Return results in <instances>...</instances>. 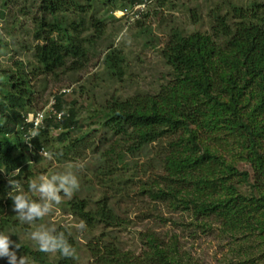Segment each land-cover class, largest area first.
Returning <instances> with one entry per match:
<instances>
[{
  "label": "trees",
  "instance_id": "1",
  "mask_svg": "<svg viewBox=\"0 0 264 264\" xmlns=\"http://www.w3.org/2000/svg\"><path fill=\"white\" fill-rule=\"evenodd\" d=\"M136 1L128 0V3L137 4ZM98 3L117 8L116 0H38L32 33L36 41L33 46L36 68L30 75L18 61V68L14 71L0 72V84H4L3 78L10 86L2 92L0 99V231L5 232L22 223L18 214L11 217L7 212L13 206L7 195L13 191L8 179L19 180L24 191L28 192V184L33 177V167L26 159L27 152L23 150L21 154L14 155L17 145L8 144L1 135L20 132L22 137L18 135L19 141L22 143L23 138L24 142L29 128L26 109L35 96L31 80L38 71L53 75L59 69L66 73L84 68L86 50L83 43L91 41L90 38H82L85 14L88 11L92 13L88 18L96 33L92 40L101 37L105 27L104 22L93 15ZM263 8L256 3L247 8L232 5L229 14L212 12L209 33L180 35L175 32L162 49L165 63L174 78L161 84L153 94L136 93L123 99L113 96L98 113L96 111L95 115L102 120L101 125L108 128L116 140L103 153L105 164L96 166L98 170L95 168L96 177L106 190L95 200L75 195L66 203L70 213L80 222L84 221L87 229L92 230L98 224L108 230L126 225V219L117 212L115 202L121 198L117 194L123 190L128 193L129 182L134 183V173L127 175L126 169H135L138 163L133 162L129 166L123 157L126 152L137 153L154 144L153 155L159 159L158 168L160 171L163 169L165 175L158 177L163 181L157 188L156 184L147 182L141 186L139 194L146 197L143 202L145 214L155 220L163 219L161 208L157 213L153 210L157 209L156 204L165 203L171 211H186L195 220L198 217L212 219L232 242H252V238L254 242L258 239L262 245L258 257L264 264V151L257 139L260 136L257 131L264 125L260 122L264 119ZM68 14H78V20H73ZM122 62V53L118 49L104 57L110 76L120 81L125 73ZM244 92L252 101V104L244 106L252 109V117L247 120L242 116L239 101ZM53 107L65 115L58 120L45 118L40 135L29 141V154H32L33 147L37 153L39 148L50 146L53 139L49 129L62 128L56 138L61 140L67 138L70 129L77 124L75 109L65 110L60 97L55 98ZM221 122L235 129L231 136H239V147L236 148L243 149L241 152H245L246 157H241L247 159L253 168L254 182L246 194L238 189V183L248 181L249 173L238 172L235 164L225 159L217 150L221 143L210 145L207 142L210 136H216L215 141L220 139L217 129ZM225 129L223 126L222 133ZM85 137L82 135L74 142L69 140L56 148L51 145L49 151L61 161L60 158H66L76 143ZM234 177L237 184L231 180ZM254 189L262 195L253 196L251 192ZM41 220L37 218L25 226L29 228ZM55 228L53 235L64 232L69 244L77 248L69 226L57 225ZM139 234L146 241V248L139 252L122 249L105 231L87 241L86 250L94 264H189L178 248L175 236L166 240L161 233L152 230ZM19 245L17 252L38 264H78L75 258L63 257L59 252L48 254L40 252L38 246L34 249L21 242ZM251 248L248 247L232 262L245 264L252 257L249 254Z\"/></svg>",
  "mask_w": 264,
  "mask_h": 264
},
{
  "label": "rangeland",
  "instance_id": "2",
  "mask_svg": "<svg viewBox=\"0 0 264 264\" xmlns=\"http://www.w3.org/2000/svg\"><path fill=\"white\" fill-rule=\"evenodd\" d=\"M37 3L38 0H0V72L14 71L18 68L16 65L18 61L30 75L36 68L37 64L33 55V46L36 41L32 33L33 15L37 12ZM136 3L129 5L128 0H116L117 8L115 9L112 6L96 4L93 15L102 20L105 27L102 29L101 37L93 40L92 37L96 34L95 28L88 23V18L92 13L88 11L85 14L82 38L85 40L90 38L91 41L83 43V48L86 50V55L83 57L85 59L84 68L77 72L66 73L59 69L53 75L52 73L40 74L38 71L35 78L31 76L35 96L29 109H26V113L48 109L50 103L55 101L56 97H60L65 110L72 108L76 101L73 108L76 112L77 124L70 129L68 137L61 140L56 138L63 131L62 128L49 129L53 142H50V146H43L41 153L39 152L41 148L35 153L33 147L32 154H29L31 151L25 145V136L24 142L23 138L22 143L19 141L22 137L20 132L19 134L18 132L3 134L1 137L8 144L17 145L14 155L21 154L23 150L27 152L26 159L30 160L29 165L33 167L31 180L38 178L41 174L51 172L70 173L78 178L79 189L73 193L71 198L64 196L61 192L62 202L54 205L49 214L43 217L37 225L28 228L25 223H21L18 227L8 228L5 232L10 234V238L18 244L20 242L28 244L35 249L36 243L29 238L31 231L41 225L45 227L67 225L77 242L75 259L78 264H94L85 245L101 231L109 234L110 238H113L122 249L139 252L146 248L144 246L146 241L140 237L139 233L149 230L161 233L166 240L175 236L177 246L185 254L184 258L189 261V264H234L232 261L240 254L242 255L248 247H252L249 249L252 257L245 264H263L258 257L262 249L258 239L254 242V238L252 242H232L230 237L221 231L220 225L213 223L212 219L202 220L198 217L199 219L195 220L186 211H171L165 203L156 204L158 207L153 210L157 213L161 208L163 219L166 218L165 221L155 220L145 214L146 209L143 202L146 197L139 194L140 188L145 182L156 184V188L161 186L163 180L158 177L165 175V171L163 169L160 171L158 168L160 167L159 159L153 155L156 149L154 144L146 146L137 153L126 152L123 157L124 162L129 166L133 162L138 163L135 169L131 167L126 169L127 175L134 173L135 177L133 178L134 183L129 182L127 188L129 194L124 190L119 192L117 197L121 198L115 202L117 212L126 219V225L109 230L104 229L100 224L92 230L87 228L79 230L76 227L80 221L70 213L66 203L75 195L95 200L106 190L105 186H101L95 172L98 167L105 164L103 153L110 148L111 143L116 141L115 137L112 138L110 130L101 125L102 120L95 115L96 111L98 113L105 102L113 96L123 99L136 93L153 94L161 84H166L169 79L174 78L171 76L172 70L165 63L162 49L175 32L180 35L194 32L209 33L213 21L212 12L219 14L228 12L229 14L232 5L247 8L252 3H256L261 6V9L264 7V0H137ZM70 17L78 20L79 16L73 14ZM124 28H127V34L120 38V33ZM113 49H118L122 53V66L125 73L121 81L110 76L104 63V57ZM1 81L4 84H0V99L2 92L10 87L3 78ZM239 101L242 116L246 120L250 119L252 109L244 108L247 103L252 104L249 94L244 92ZM260 122L264 124V119ZM218 126L220 139L216 138L217 141H215L216 136H210L207 142L210 145L221 143L217 150L224 155L225 159L233 162L238 172L249 173L248 181L238 183V189L246 194L250 189V184L254 182L253 168L247 159L241 157V155L245 156V152H241L243 149L236 148L239 147V136L238 138L231 136L235 129L227 123L224 125L223 122ZM223 126L226 127L224 133H222ZM82 135L86 137L76 143L75 148L66 158L61 157V161L55 156L53 160L44 157L43 153L51 150V145L56 148L69 140L74 142ZM257 135H260L257 139L264 151V125L260 131H257ZM231 180L237 184L235 177ZM251 193L255 197L262 195L255 189ZM29 195L33 200H39L38 193L30 192ZM7 212L11 217H17L13 206L8 208ZM206 222L211 224L207 225ZM20 255L25 256L18 251V258ZM28 259L29 264H38L30 257ZM0 264H8L7 258H0Z\"/></svg>",
  "mask_w": 264,
  "mask_h": 264
},
{
  "label": "clouds",
  "instance_id": "3",
  "mask_svg": "<svg viewBox=\"0 0 264 264\" xmlns=\"http://www.w3.org/2000/svg\"><path fill=\"white\" fill-rule=\"evenodd\" d=\"M127 34V28L120 33V38ZM51 103H54L52 101ZM51 103L49 107H51ZM65 112L61 111L57 114V118H62ZM46 112H41L36 117L29 118V122H33L34 127L29 130L26 141L36 138L40 135V125L45 119ZM48 160H53L54 154L49 151L43 153ZM58 182V183H57ZM8 184L13 186V191L7 195L13 201V211L18 214V218L22 223H34L37 218H43L52 210L54 205L62 202L61 192L64 196L71 198L73 193L79 189L78 178L69 174H59L51 172L49 174H41L38 178L32 179L28 184V192L24 191V187L19 180L8 179ZM38 193L39 200H33L29 193ZM54 202V203H53ZM79 230L86 229V223L81 221L76 225ZM56 231L55 227L39 226L29 233V238L36 243L38 250L43 253H57L63 257H76V249L69 244L64 232L53 235ZM20 245L10 238V234L0 231V258L6 257L8 264H29L26 256H17V250Z\"/></svg>",
  "mask_w": 264,
  "mask_h": 264
},
{
  "label": "built area",
  "instance_id": "4",
  "mask_svg": "<svg viewBox=\"0 0 264 264\" xmlns=\"http://www.w3.org/2000/svg\"><path fill=\"white\" fill-rule=\"evenodd\" d=\"M41 112H46V116H45V118H47V117H53V118H55L56 120H58V118H57V114H58L59 112L56 111V110L54 109L53 106L49 107L48 109H40V110L34 111L33 113H28L27 116H26V122L29 124V128H28V130H27V133L24 135L25 137L28 136V134H29V130L32 129V128L34 127V120H33V122H29V118H30V116H31V117H36V116H38ZM59 119H60V118H59ZM44 120H45V119H44ZM44 120L42 121L40 127L43 126ZM25 144L27 145V147H28L29 150H30V149H31V143H30L29 141H26V140H25ZM42 151H43V149H40L39 152L41 153Z\"/></svg>",
  "mask_w": 264,
  "mask_h": 264
}]
</instances>
